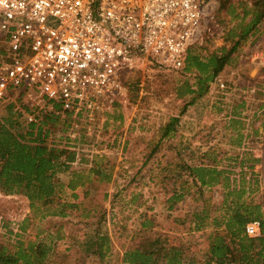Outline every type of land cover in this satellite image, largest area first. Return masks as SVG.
I'll return each instance as SVG.
<instances>
[{"label":"rangeland","instance_id":"1","mask_svg":"<svg viewBox=\"0 0 264 264\" xmlns=\"http://www.w3.org/2000/svg\"><path fill=\"white\" fill-rule=\"evenodd\" d=\"M214 1L220 31L206 43L203 56L225 45L224 35L235 25L220 9L222 0ZM194 76V70L184 74L160 69L144 56H137L134 68L122 71L123 91L102 117L88 125L70 115L69 128L62 133V121L67 116L58 114L59 123L47 126L55 128L49 141L71 146L70 150L76 152L72 169L87 172L95 164L104 169L101 175L91 176L90 184L76 189L77 198L68 199L73 207L64 218L42 219L41 213L30 211L22 194L0 193V242L13 251L19 242L26 250L40 248L46 252L44 264H119L142 217L152 216L162 228L164 239L185 241L182 248L190 252L191 246L196 257L203 259L211 229L189 232L192 216L208 207L210 217L205 222L210 223L219 214H214L212 206L219 205L226 190L218 185L203 189L199 195L187 171L192 166H217L237 188L244 181L242 200L263 211L264 21L239 47L232 63L208 92L180 114L190 97L178 99L176 88L185 79L192 83ZM219 82L224 90L218 87ZM172 117H178L175 132L160 140L161 128ZM7 120L20 125L24 122L12 105L0 114V124L7 125ZM58 178L67 184L69 174ZM184 181L188 195L167 218L162 204L166 192L173 188L179 191ZM260 208L255 210L258 217L264 215ZM98 230L107 231L112 240L111 256L103 259L85 253L81 239L87 234L94 240Z\"/></svg>","mask_w":264,"mask_h":264},{"label":"built area","instance_id":"2","mask_svg":"<svg viewBox=\"0 0 264 264\" xmlns=\"http://www.w3.org/2000/svg\"><path fill=\"white\" fill-rule=\"evenodd\" d=\"M214 5V0H0V114L12 105L25 125L50 114H69L90 125L122 93V71L133 69L137 56L181 72L190 52L206 57V43L220 31ZM218 87L225 89L222 82ZM262 230L263 223L253 220L245 235L256 238Z\"/></svg>","mask_w":264,"mask_h":264},{"label":"trees","instance_id":"3","mask_svg":"<svg viewBox=\"0 0 264 264\" xmlns=\"http://www.w3.org/2000/svg\"><path fill=\"white\" fill-rule=\"evenodd\" d=\"M220 9L225 10L235 25L225 33V45L210 52L206 57L197 52L189 53L182 73L188 74L194 70L195 76L192 83L185 79L176 88L178 99L190 97L180 114L208 92L209 86L217 80L224 68L232 63L239 47L264 21V0L236 3L232 0H222ZM65 115L67 117L62 121V133H66L69 128L67 121L70 115ZM59 120V115L50 114L43 117L38 124L20 125L9 120L6 121L7 125L0 124V193L5 196L22 194L29 202L30 211L33 214L41 213L42 219L46 216L64 218L66 211L73 207V204L67 202L68 199L77 198L76 189L90 184L91 176L101 175L104 169L102 165L97 164L87 172L72 169L76 152L70 150L71 146H61L49 141V138L55 135V128L47 126L59 123ZM177 123L178 117L170 118L161 128L160 140L172 136ZM240 140L241 138L238 145H241ZM262 168L264 179V160ZM187 171L191 186L198 188L199 195H202L203 189L218 185L226 190L219 205L212 206L214 214H219L213 216L210 223H206L210 217L208 207L195 211L191 220L193 227L188 230L199 233L205 228L211 229L206 236L207 244L203 254L209 263L258 264L253 259L256 256H264V249L257 250L255 242L262 244L264 238L256 240L247 237L245 226L253 220H260V216L255 215V210L260 207L250 206L242 200L245 190L241 184L244 181H240L237 188L235 181H230L229 177L225 176L226 172L219 170L217 166H192L187 167ZM66 173L69 174V180L64 184L58 175ZM186 183L187 181H184L181 184L179 191L173 190L174 188L167 190V197L162 202L168 213L167 218L179 209L180 202L188 195ZM163 233L155 218L143 216L138 231L131 239L132 244L125 250L122 260L128 264H180L183 248L168 242ZM95 234L94 240L87 234L82 236L86 246L85 253L90 252L99 259L106 255L111 256L112 240L109 233H101L98 230ZM18 244L13 251L0 242V264H44V250H26L21 247V242Z\"/></svg>","mask_w":264,"mask_h":264},{"label":"crops","instance_id":"4","mask_svg":"<svg viewBox=\"0 0 264 264\" xmlns=\"http://www.w3.org/2000/svg\"><path fill=\"white\" fill-rule=\"evenodd\" d=\"M245 145V144H244ZM243 145V146H244ZM262 207V206H261ZM264 208V207H263ZM261 209V208H260ZM261 211H262V209H261ZM264 211V210H263ZM262 211V213L264 214V212ZM264 216V215H263ZM260 217V221L263 223V230H262V233H261V235L259 236V237H256V240H258V239H260V238H264V217ZM181 231V230H180ZM193 233V232H192ZM176 235H179V234H176ZM180 239V238H179ZM186 243L185 241H183V240H179V242L177 243V242H174V246L175 247H180L181 246V243ZM256 243V245H257V247H258V249L257 250H261V249H264V241H263V243L262 244H260L259 243V241H256L255 242ZM206 244H207V242H206ZM205 244V245H206ZM182 247V246H181ZM187 247H189V245H187ZM190 248V252H189V250H187L186 248H183V251H184V253L181 255V257H180V264H208L209 263V261L207 260V257L206 256H204L203 255V259H201V258H197L196 257V255L192 252V247L190 246L189 247ZM253 261L255 262V263H258V264H264V256H256V257H254V259H253ZM209 264H215V263H209ZM227 264V263H226Z\"/></svg>","mask_w":264,"mask_h":264},{"label":"clouds","instance_id":"5","mask_svg":"<svg viewBox=\"0 0 264 264\" xmlns=\"http://www.w3.org/2000/svg\"><path fill=\"white\" fill-rule=\"evenodd\" d=\"M249 235H252V232H251V230H249Z\"/></svg>","mask_w":264,"mask_h":264}]
</instances>
